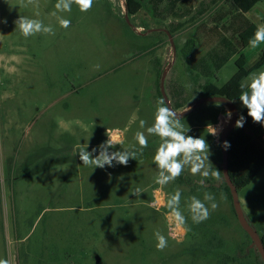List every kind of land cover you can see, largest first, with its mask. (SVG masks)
<instances>
[{
    "label": "rangeland",
    "instance_id": "rangeland-1",
    "mask_svg": "<svg viewBox=\"0 0 264 264\" xmlns=\"http://www.w3.org/2000/svg\"><path fill=\"white\" fill-rule=\"evenodd\" d=\"M202 1L187 0L181 10L164 3L162 16L148 3L127 20L125 0H94L87 13L75 5L70 13L57 12V0H33L27 7L26 0H0V20H7L0 23V258H9L10 264L262 261L221 188L222 179L209 178L201 186V177L186 171L164 188L155 183L158 170L152 157L158 138L150 136L143 155L127 166L93 169L74 155L81 147L91 151L107 135L122 137V148L135 145V133L145 130L139 120L146 127L153 123L164 72L168 96V83H174L193 101L207 82L204 65L213 72L208 79L219 86L236 73L239 54L217 71L216 57L197 33L199 22L209 16L194 21ZM19 16L51 25L55 35L25 39L14 24ZM60 17L71 20L70 28L59 26ZM170 29L179 30L172 34ZM254 53L250 48L246 55ZM235 103L243 109L239 100ZM226 110L231 109L207 102L182 121L190 126L189 135L205 136L212 164L222 157L226 124L218 137L208 135L206 126L226 119ZM136 188L143 193L133 195ZM177 188L187 218L183 242L175 236L165 205L153 204L155 197L164 204ZM205 192L219 206L207 221L195 224L187 204L192 196L203 199ZM239 196L249 222L264 233V169ZM156 231L168 239L163 251L156 249ZM237 256L238 261L232 260Z\"/></svg>",
    "mask_w": 264,
    "mask_h": 264
},
{
    "label": "clouds",
    "instance_id": "clouds-1",
    "mask_svg": "<svg viewBox=\"0 0 264 264\" xmlns=\"http://www.w3.org/2000/svg\"><path fill=\"white\" fill-rule=\"evenodd\" d=\"M33 0H26L23 6L27 7L32 4ZM73 5L77 6L81 13L89 12L94 6V0H57L55 9L57 12L70 13ZM56 13H53L55 15ZM259 23L249 39L248 45L251 49L258 48L264 44V17L258 16ZM0 23L6 24L7 20L2 19ZM18 27L20 34L25 38L33 37L38 34L55 35V31L51 25H45L41 20L29 18L26 16H19L14 21ZM59 26L62 29H68L71 26V20L63 17L59 18ZM99 65H97V68ZM247 82L241 84L240 93L238 96L239 103L242 108L247 109V116L251 117L252 122L260 124L264 127V70L250 73L246 78ZM231 102H235L231 101ZM222 100L217 99L215 106L220 107ZM187 107L182 112H177L170 107L169 102L161 98L156 102L153 123L146 127L147 122L143 119L139 120V128L144 131H137L135 133L136 144L131 147H121L123 143L122 137L117 139L114 136L107 135L108 139L97 147L88 150V146L81 147L74 150V155L78 154L82 164L93 169H104L107 167H114L116 165L127 166L129 160H137L138 156L143 155V152L149 146V137H156L159 139V144L156 147L155 153L152 157L153 163L158 172L155 178V183L164 188L179 179L186 171L193 176H199L198 181L201 186H204L205 181L209 178L216 181L221 180V171L210 160L212 155L211 147L205 136L194 137L188 133L191 131L190 126L182 122V113L189 111ZM226 119L218 125L207 124V134L213 137H218L223 130V125L231 120V110H226ZM137 117L134 115L130 120V124L136 121ZM246 123V117L243 114H238L235 121L236 128H243ZM117 145L120 150L116 149ZM222 148L227 151L231 145L228 141L222 142ZM110 149H112L110 151ZM98 155L94 156V153ZM160 189L156 191L159 192ZM143 191L136 188L132 194L140 195ZM182 191L177 188L165 202L168 217L174 220L178 225L186 224L187 218L181 210ZM218 203L212 193L205 192L203 199L197 196H192L187 204L188 213L191 220L195 224H200L207 221L211 213L218 208ZM157 251H163L168 246V239L160 231L154 233ZM0 264H10L9 258H0Z\"/></svg>",
    "mask_w": 264,
    "mask_h": 264
},
{
    "label": "trees",
    "instance_id": "trees-1",
    "mask_svg": "<svg viewBox=\"0 0 264 264\" xmlns=\"http://www.w3.org/2000/svg\"><path fill=\"white\" fill-rule=\"evenodd\" d=\"M125 1L128 5L129 16L137 15L148 3L152 5V9L158 16H162L163 8H165V6L162 8L164 3H166L170 10H181L182 6H185L187 3V0ZM222 1L224 0H208V2L205 0L201 2L202 10L200 11V16L196 17L194 21L199 20L201 16L203 17L208 12L209 16L206 20L199 22L196 30L197 33H201L202 36L199 37L203 41V45L209 49V54L216 57L215 68L217 71L228 58L235 53L239 54L236 61L238 70L225 84L219 86L208 79L213 72L209 69V66L204 65L202 72L206 76L207 82L201 86V97L225 96L236 101L238 100L241 90L240 86L243 84V81L250 73L264 67V53L260 55L259 59L252 66H248L247 56L243 52V50L249 46L248 41L253 36L257 27V24L252 22L245 15L252 11L262 0H226V3H222ZM216 6H218V8L212 12V9ZM193 18L194 16L191 17V19ZM178 30L179 29H170L172 34H175ZM190 43L192 45L190 48L194 49L196 46L194 41L192 40ZM216 44L217 46L219 45L217 49ZM168 88H170L169 83ZM170 89L168 93L174 108L176 110L186 109L188 103L187 97L189 94L184 95L182 93L183 90ZM161 97L163 98L162 95ZM240 114L246 117V123L243 128H235L228 141L231 145L228 149L229 173L239 192L250 185L264 169V127L252 122L251 117L247 116V109L244 108L240 110ZM221 162L222 157L220 162L217 161L215 163L214 167L221 171V188L228 194L233 203L230 188L223 179ZM261 237L264 241V233L261 234ZM254 253H256V250H252V254ZM257 255H259L258 250ZM233 259L238 261L239 257L237 256L232 258V260ZM241 264L248 263H246L244 259ZM259 264H263L262 261H260Z\"/></svg>",
    "mask_w": 264,
    "mask_h": 264
},
{
    "label": "water",
    "instance_id": "water-1",
    "mask_svg": "<svg viewBox=\"0 0 264 264\" xmlns=\"http://www.w3.org/2000/svg\"><path fill=\"white\" fill-rule=\"evenodd\" d=\"M126 18H127V20H129L127 3H126ZM166 33L169 34L171 44L175 48L174 40H173L170 32L166 31ZM166 75H167L166 72H164L162 77H161V94H162L163 98L167 102H169L170 107L173 108L171 100H170V98L166 92V89H165ZM217 99L222 100V104L227 105L231 109V112H232V119H231V121L226 123V125L224 126V130L222 131V134H221V145H222L223 141H229V137H230L231 133L236 128L235 127V121L238 118V114H240V110L237 107L236 103L231 102L234 100L229 99L225 96H203L199 100H197L191 107H189V109H190L189 111L182 113V116L185 117V116L193 113L195 110H197L204 103H207V102L215 103V101ZM222 169H223V179H224L225 183L228 185V187L230 188L232 199H233V205H234V209H235V212L237 214L238 220H239L242 228L247 232V234L252 239L251 245H252V247L257 248V250L261 256V259L263 261V264H264V241L261 237V234L252 226V224L249 222V220L247 219V217L243 211L240 196H239V190H238L237 186L234 184V182L230 176V173H229V150L225 151L223 148H222Z\"/></svg>",
    "mask_w": 264,
    "mask_h": 264
},
{
    "label": "crops",
    "instance_id": "crops-1",
    "mask_svg": "<svg viewBox=\"0 0 264 264\" xmlns=\"http://www.w3.org/2000/svg\"><path fill=\"white\" fill-rule=\"evenodd\" d=\"M207 2H208V0H207ZM218 8V6H216L214 9H212V12L213 11H215L216 9ZM254 11H255V13H254ZM256 12H258V13H256ZM248 19H250L252 22H254L255 24H259V23H261L262 21H260V20H258L257 19V17L258 16H261V17H264V0H262L261 2H259L256 6H255V8L252 10V11H250L249 13H247L246 15H245ZM217 47H219V45L217 46V44H216V49H217ZM250 49V47L248 46L247 48H245L244 50H243V52L246 54V52L248 51ZM264 53V44H261L258 48H256V53H254L253 54V57H251V58H249V56L248 55H246L247 56V64H248V66H252L258 59H259V57H260V55L261 54H263ZM262 68H264V67H262ZM261 68V69H262ZM260 70V69H259ZM246 80V79H245ZM245 80L243 81V83H245ZM170 84V88L171 89H173V90H177L178 88L176 87V84H172V83H169ZM170 89V90H171ZM169 98H170V95H169ZM188 99V103H187V107L189 108V107H191L197 100H195V101H193V99H191V98H189V97H187ZM170 100H171V98H170ZM236 101H238V100H236ZM235 101V102H236ZM154 103H155V101H154ZM171 103H172V100H171ZM172 106H173V103H172ZM186 107V108H187ZM173 108H174V106H173ZM175 109V108H174ZM240 109V108H239ZM244 109V108H243ZM176 110V109H175ZM183 110H185V109H179V110H176L177 112H181V111H183ZM193 129H195V128H193ZM217 161H215L214 162V164H213V167H214V165H215V163H216Z\"/></svg>",
    "mask_w": 264,
    "mask_h": 264
},
{
    "label": "built area",
    "instance_id": "built-area-1",
    "mask_svg": "<svg viewBox=\"0 0 264 264\" xmlns=\"http://www.w3.org/2000/svg\"><path fill=\"white\" fill-rule=\"evenodd\" d=\"M153 204L156 206H161V207L165 205V203L163 204L159 202L158 197L157 198L155 197V201L153 202ZM171 221L174 222L175 224L174 232H175V236L177 237V239L180 240L181 242L186 241L187 231L185 230V228L183 226L178 225L174 220H171Z\"/></svg>",
    "mask_w": 264,
    "mask_h": 264
}]
</instances>
